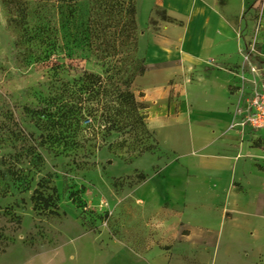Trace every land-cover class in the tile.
Here are the masks:
<instances>
[{
    "label": "rangeland",
    "instance_id": "rangeland-1",
    "mask_svg": "<svg viewBox=\"0 0 264 264\" xmlns=\"http://www.w3.org/2000/svg\"><path fill=\"white\" fill-rule=\"evenodd\" d=\"M150 1L136 0L141 16ZM216 2L236 30L239 70L249 74L236 102L242 109L264 78V0ZM91 6L0 0V264H264V172L225 180L196 168L186 128L158 124L159 100H147L156 143L140 155L115 132L66 148L54 139L56 109L36 108L59 102L54 95L71 76L55 59L85 27ZM163 16L153 0L149 25L157 28ZM142 86L136 77L134 87ZM234 109L231 127L260 149L264 170V132L238 126ZM39 193L56 213L34 207Z\"/></svg>",
    "mask_w": 264,
    "mask_h": 264
},
{
    "label": "crops",
    "instance_id": "crops-1",
    "mask_svg": "<svg viewBox=\"0 0 264 264\" xmlns=\"http://www.w3.org/2000/svg\"><path fill=\"white\" fill-rule=\"evenodd\" d=\"M152 4L142 16L136 10L137 52L146 64L138 76L142 90L136 93L141 91L146 102L160 101L154 109L158 124L186 128L187 154L196 168L225 180L260 176V149L245 139V131L231 127L249 74L238 67L230 15L216 0H161L166 14L178 22L162 20L154 29L149 25Z\"/></svg>",
    "mask_w": 264,
    "mask_h": 264
},
{
    "label": "trees",
    "instance_id": "trees-1",
    "mask_svg": "<svg viewBox=\"0 0 264 264\" xmlns=\"http://www.w3.org/2000/svg\"><path fill=\"white\" fill-rule=\"evenodd\" d=\"M18 2L6 0V4ZM91 2L92 14L85 27L76 31L70 47L59 49L64 62L60 57L55 59L59 72H66L71 79L61 80L54 95L59 99L57 105H39L36 109L45 115L51 113L46 106L56 109L59 117L49 121L60 126L54 139L60 140L63 148L79 146V140L88 141L100 134L105 141L115 132L140 155L153 149L156 141L146 124L149 104L134 87L136 77L146 70L143 58L137 54L136 0ZM163 19L175 20L170 16ZM51 45L47 40L46 58L50 57ZM87 61L94 66L87 68ZM48 199L40 193L32 196L34 207L56 213L49 208Z\"/></svg>",
    "mask_w": 264,
    "mask_h": 264
},
{
    "label": "built area",
    "instance_id": "built-area-1",
    "mask_svg": "<svg viewBox=\"0 0 264 264\" xmlns=\"http://www.w3.org/2000/svg\"><path fill=\"white\" fill-rule=\"evenodd\" d=\"M240 119L236 122L238 126L249 127L255 131H264V78L255 85L250 97L242 109H237ZM264 156V146L261 148Z\"/></svg>",
    "mask_w": 264,
    "mask_h": 264
}]
</instances>
